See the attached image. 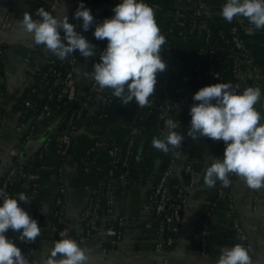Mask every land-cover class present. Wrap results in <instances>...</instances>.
<instances>
[{
	"label": "crops",
	"instance_id": "crops-1",
	"mask_svg": "<svg viewBox=\"0 0 264 264\" xmlns=\"http://www.w3.org/2000/svg\"><path fill=\"white\" fill-rule=\"evenodd\" d=\"M72 1L62 0V7L69 6ZM50 2L51 0H0V33L2 32V18L9 8L16 9L22 20L25 12L33 17L38 8H46ZM121 2L122 0H91L88 2V9L94 17V24L88 31L83 30L82 35L95 45L96 55L92 58H85L79 54L76 74L81 95L91 80V77L86 74L94 70V63L100 62V53L107 47L106 39L97 40L94 37L95 26L102 23L104 19L114 16L113 8ZM144 3L154 8L156 22L164 36L171 8L179 7L187 15L188 13L191 15L194 10L192 0H145ZM205 3V19L210 24L213 33L229 36L231 23L221 15L222 5L226 3V0H205ZM54 16H58V13ZM236 19L238 20L237 36L250 49L260 73V80L256 86L248 82L250 75L246 74L243 90L247 87L261 89V99L255 107L264 115V29H255L253 25L247 23L248 20L244 17L238 16ZM20 20L13 26L9 35L27 33L20 27ZM63 35L64 33L61 32L62 37ZM20 38L24 36L14 39ZM199 42L200 37L193 34L173 40L175 50L172 58L171 83L175 84L182 74H188L191 77L182 91L184 110L180 113H173L171 119L180 124V128L175 130L185 136L183 140L185 149L195 158L194 170L197 182L189 192L183 209L180 230L172 247L178 258L173 257L172 264H217L221 249L231 248L235 244H241L249 251L252 264H264V188L252 189L238 176L234 178L231 192L232 208L227 200L220 199L216 202L210 219L207 253L203 255L200 252V222L205 208L214 199L216 188L220 184L217 180L215 187L209 188L204 183V175L213 160L223 159L226 145L222 140L214 141L204 136L192 140L187 136V131L191 126L190 108L193 104L199 103L193 100V95L204 87L202 80H197L192 76L194 64L199 62L203 65V59L196 53ZM55 58L57 57L43 45L35 48L25 42L13 41L3 48L0 58V170L4 167L2 165L4 157L9 159V152H5L6 148L15 143L17 134L13 127L14 122L20 113L23 100L28 95L34 78L33 74ZM227 76V72H223L222 77L225 79ZM160 77L161 73H158L155 93L149 98L151 106L148 110L140 108L133 101L127 106L123 105L120 99L113 95V90L107 88L113 96V101L106 107L104 115L95 111L94 107H89L86 111L76 146L73 153L69 155L66 167L67 183L70 188L68 214L75 217L78 216L83 203L88 198V185L95 181L109 161L108 144L99 146L88 155L84 153L86 145L103 133L117 139L123 138L135 122L139 120L140 124L139 131L135 135L130 160L121 169V177H117L112 184L114 210L126 218L122 238L117 243L116 252H110L107 248L104 250L101 240L105 236L107 221L104 215L98 216L92 226L93 236L83 244V248L88 250L87 264H155L157 262L152 253L156 234L155 220L147 206V195L154 186L168 156L152 146L153 137H159L162 131L158 127L154 109V100L159 93ZM47 90L48 85H44L41 91L34 95L35 102L39 103L43 100ZM55 109H57L55 117L40 125L39 136L44 135L47 128H56L59 114L65 110L61 105ZM141 115L143 116L142 121H140ZM6 117L10 118L9 123L5 122ZM31 145L30 154L36 149L37 142ZM29 161H32L30 157ZM58 161L59 155L55 143L43 164L34 165L32 168L33 176L41 181L40 187L33 190L30 186H26L23 193L28 197V202L18 201L28 214L34 210L35 202H38L42 208L41 235L37 237L38 244L31 253L30 264H44L54 242L59 240L52 229V214L58 183L54 172L57 167L54 168V166L58 164ZM173 181L185 183L180 169L175 171ZM253 192L258 195L256 211L251 209ZM239 220L249 231L251 240L243 232ZM19 235V232L12 231L11 233V240L17 247ZM253 240L255 246L252 243ZM105 245L108 246V244Z\"/></svg>",
	"mask_w": 264,
	"mask_h": 264
},
{
	"label": "built area",
	"instance_id": "built-area-1",
	"mask_svg": "<svg viewBox=\"0 0 264 264\" xmlns=\"http://www.w3.org/2000/svg\"><path fill=\"white\" fill-rule=\"evenodd\" d=\"M90 1L73 0L69 6L62 7V0H51L50 4L44 9L53 15L58 13V16H61L68 7L75 3L67 17L69 23L75 25V30L82 35V19H74V13L81 3L88 8V2ZM192 2L194 10L191 15L189 13L187 15L179 7H173L170 10L166 24L165 37L167 43L162 46L161 57L167 67L161 73L159 93L154 100L157 124L161 130L165 129V120L171 119L173 113H180L184 110L182 91L191 77L188 74H182L175 84L173 83L172 85L171 83L172 58L175 50L173 40L182 39L187 34L200 37L196 53L203 59V65L196 62L192 76L197 80H202L204 86L215 83H230L235 90L242 92L246 74L250 75L248 82L253 86H256L260 80L259 69L253 60L250 49L237 36L238 20L234 18L231 22L229 36L214 34L210 24L205 19V0H192ZM33 19L38 20L40 17L35 15ZM19 20L20 14L18 11L14 8H9L1 21V33L9 35L13 26ZM247 23L250 24L249 21ZM13 41L25 42L35 48L41 47V45L37 46L34 44V40L29 33H26L24 38L20 39L0 40V44H10ZM78 59L79 51L76 50L65 60H60L59 58L52 60L65 64V68L54 71L53 75L56 79L51 85H48L45 97L39 103L35 102L34 95L41 91L43 85H47L46 80H48V75L54 69V64L44 71L42 80L45 83L42 82L40 88L35 85L30 86L28 95L23 100L20 113L14 122L13 127L17 134L16 142L10 147L8 165L0 173V189L10 197H17L18 201V194L23 193L26 186H30L33 190L38 189L41 181L32 174L33 163L39 160L42 165L51 147L56 143L59 161L54 166V168L57 167L54 172L58 183L55 195V209L52 215L57 218V222L52 223V229L61 239H75L80 247L83 248V244L93 236L92 226L94 221L98 216L104 215L107 227L105 236L101 240V246L104 250L107 248L110 252H116L117 243L123 235L126 218L123 214L116 213L114 210L112 184L117 177H121V169L130 160L135 135L139 131L140 124L139 120L135 122L123 138L117 139L103 133L86 145L84 153L88 155L99 146L108 144L109 161L95 181L88 185V198L78 216L69 215L70 188L67 183L66 167L69 155L73 153L76 146L84 113L89 107H94L95 111L104 115L106 107L113 101V96L109 90L107 88L101 89L92 78L87 88L83 91V95L80 94L76 74ZM223 72H227L228 75L225 79L222 77ZM133 102L137 104L135 99H133ZM60 105L65 112L59 114L56 128H47L45 134L39 136L40 125L53 119L57 112L55 108ZM148 108V106L144 107L145 110H148ZM30 111L32 116L28 118ZM142 118L143 116L141 115L140 121H142ZM35 141L37 142L36 149L30 154V146ZM174 151L180 153V155H174L173 152L168 153L166 162L159 172L154 186L147 195V206L155 220L156 234L152 247V253L157 260L155 264H172L173 257L178 258L172 247L180 230L182 213L189 192L197 182L194 170L195 158L187 153L184 141ZM29 157L32 161H29ZM25 161L31 165L30 172H27L23 167ZM177 169L181 170L185 183L173 181V176ZM235 176V174H230L231 184L228 187H224L220 182L216 188L214 199L205 208V213L199 226V248L203 255L207 253L210 219L216 202L220 199L227 200L232 208L231 192ZM0 203H2V199H0ZM257 203L258 195L253 192L251 196V209L253 211L257 210ZM32 213L31 218L35 219L38 222V226L41 227L42 208L39 206L36 212L33 210ZM72 229L76 230L77 238L74 237ZM11 233L12 230H8L5 234L6 237L11 239ZM242 236L244 237L243 233ZM37 244L38 238L35 242L23 243L21 251L29 260ZM105 244H108V246Z\"/></svg>",
	"mask_w": 264,
	"mask_h": 264
},
{
	"label": "clouds",
	"instance_id": "clouds-1",
	"mask_svg": "<svg viewBox=\"0 0 264 264\" xmlns=\"http://www.w3.org/2000/svg\"><path fill=\"white\" fill-rule=\"evenodd\" d=\"M114 16L95 26L94 37L107 40L100 53V62L94 63L90 76L101 88L113 90V95L127 106L135 99L140 108L150 107V97L155 93L157 74L166 70L161 58L166 37L156 22L155 10L143 0H122L113 8ZM222 17L229 23L240 16L255 29H264V0H226ZM40 19L23 14L20 27L31 34L34 44L43 45L54 56L65 60L78 50L85 58L96 55L95 45L75 30L67 15L54 16L40 7ZM74 19H82V29L88 31L94 24L90 9L81 3ZM61 32L64 33L63 37ZM259 87H247L242 92L230 83H215L200 88L194 95L190 108L191 126L187 136L192 140L201 136L226 145L223 159H215L206 169L204 183L215 187L219 180L224 187L231 184L230 174H235L255 190L264 188V115L255 107L261 99ZM180 124L165 120V129L153 137L152 146L168 154L179 148L185 136L175 131ZM0 264H30V260L6 237L8 230L19 232L22 242H35L41 235L38 222L19 205L17 197H10L0 189ZM19 201L28 202L24 193ZM88 250L75 239L62 238L54 242L44 264H87ZM217 264H252L249 251L241 244L222 248Z\"/></svg>",
	"mask_w": 264,
	"mask_h": 264
},
{
	"label": "trees",
	"instance_id": "trees-1",
	"mask_svg": "<svg viewBox=\"0 0 264 264\" xmlns=\"http://www.w3.org/2000/svg\"><path fill=\"white\" fill-rule=\"evenodd\" d=\"M6 45H8V43H1L0 44V49H2V48H4V46H6ZM2 53H3V49H2V51H0V58L2 57ZM52 64H54V69L52 70V72L48 75V80H46V84L47 85H51L54 81H55V76L53 75L54 74V71L55 70H59V69H64L65 68V64H61L60 63V61H52V62H49L48 64H46L45 66H43L39 71H37V72H35L34 74H33V80H32V84H31V86H37L38 88H40L41 87V84H42V82H43V80H42V75H43V73H44V71L46 70V69H48V67L50 66V65H52ZM43 83H45V81L43 82ZM44 86V85H43ZM43 86L41 87V88H43ZM87 111V110H86ZM86 111H85V113H84V117H85V114H86ZM32 116V112L30 111L29 113H28V118L29 117H31ZM83 122H84V118H83ZM82 122V123H83ZM82 127V126H81ZM14 142H16V138H15V141ZM7 146V145H6ZM12 146V145H11ZM11 146H9V147H7L6 148V151L5 152H9V150H10V147ZM35 153H37V151H35ZM7 156V155H6ZM36 159V158H35ZM35 159H34V161H35ZM4 162L2 163V165L4 166V167H6L8 164H7V162L9 163V159H8V157H4V160H3ZM7 164V165H6ZM33 165H35V166H40L41 165V163L39 162V160H37L36 162H34L33 163ZM3 167V168H4ZM23 167L25 168V170L27 171V172H30V170H31V165L30 164H28V162H24V164H23ZM2 168V169H3ZM0 170V173L3 171V170ZM56 195V194H55ZM87 201V200H86ZM86 201L83 203V206H84V204L86 203ZM40 205H39V203L37 202H35L34 203V211L36 212V210H37V208L39 207ZM83 206H82V208H83ZM81 208V209H82ZM54 209H55V207H54ZM53 209V210H54ZM81 211V210H80ZM79 211V212H80ZM30 215V214H29ZM32 215H33V213L30 215V217H32ZM204 216V215H203ZM203 218V217H202ZM53 222H57V218H54L53 217V215H52V223ZM57 236H58V234H56ZM59 237V236H58ZM59 239H61L60 237H59ZM18 242H19V245H18V247L21 249V247L23 246V243L24 242H22V241H20V240H18Z\"/></svg>",
	"mask_w": 264,
	"mask_h": 264
},
{
	"label": "water",
	"instance_id": "water-1",
	"mask_svg": "<svg viewBox=\"0 0 264 264\" xmlns=\"http://www.w3.org/2000/svg\"><path fill=\"white\" fill-rule=\"evenodd\" d=\"M75 3H73L70 7H68L62 15H67L71 9L74 7ZM22 36H25V35H4L2 33H0V40H7V39H14V38H18V37H22ZM239 223H240V226L243 230V232L245 233V235L247 236V238L249 240H251L250 238V234H249V231H247L246 227L242 224V222H240L239 220ZM72 233L74 235L75 238H77V234H76V230L75 229H72ZM253 245H254V240L252 241ZM255 246V245H254Z\"/></svg>",
	"mask_w": 264,
	"mask_h": 264
},
{
	"label": "rangeland",
	"instance_id": "rangeland-1",
	"mask_svg": "<svg viewBox=\"0 0 264 264\" xmlns=\"http://www.w3.org/2000/svg\"><path fill=\"white\" fill-rule=\"evenodd\" d=\"M9 121H10V118L9 117H6L5 122L6 123H9Z\"/></svg>",
	"mask_w": 264,
	"mask_h": 264
}]
</instances>
